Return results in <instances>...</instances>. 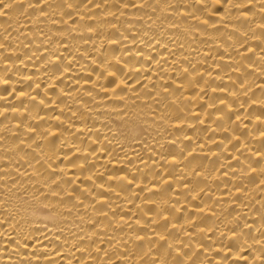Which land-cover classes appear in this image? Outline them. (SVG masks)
Listing matches in <instances>:
<instances>
[{
    "label": "bare ground",
    "instance_id": "obj_1",
    "mask_svg": "<svg viewBox=\"0 0 264 264\" xmlns=\"http://www.w3.org/2000/svg\"><path fill=\"white\" fill-rule=\"evenodd\" d=\"M0 264H264V0H0Z\"/></svg>",
    "mask_w": 264,
    "mask_h": 264
}]
</instances>
